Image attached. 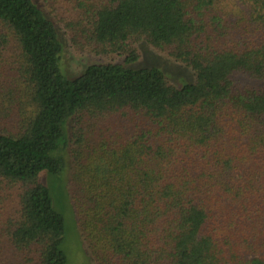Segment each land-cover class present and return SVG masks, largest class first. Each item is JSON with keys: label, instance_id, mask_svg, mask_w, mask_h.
I'll return each mask as SVG.
<instances>
[{"label": "trees", "instance_id": "1", "mask_svg": "<svg viewBox=\"0 0 264 264\" xmlns=\"http://www.w3.org/2000/svg\"><path fill=\"white\" fill-rule=\"evenodd\" d=\"M49 1L0 0V264H68L41 179L67 170L92 264H264V0ZM58 24L195 82L114 63L69 81Z\"/></svg>", "mask_w": 264, "mask_h": 264}, {"label": "rangeland", "instance_id": "2", "mask_svg": "<svg viewBox=\"0 0 264 264\" xmlns=\"http://www.w3.org/2000/svg\"><path fill=\"white\" fill-rule=\"evenodd\" d=\"M36 2L50 15L48 8H51V2L49 0H36ZM58 6L60 7L61 5ZM58 11L60 13L62 12L60 8H58ZM58 25L57 31L63 50L59 66L62 75L69 81H73L82 76L90 66L114 63L135 70L157 68L163 72L165 78L170 83L177 87L195 82V74L190 68L182 66L167 56L154 51L145 43L137 46L141 59L138 62L128 64L125 62V57L123 56L96 55L76 50L70 40L69 32L63 25ZM0 56H3V60L15 58L16 52L12 48ZM69 176V170H67L58 177H51L44 173L41 179L50 188L55 209L65 220L66 229L63 249L67 256L68 264H92L83 247L74 211L70 204L68 196Z\"/></svg>", "mask_w": 264, "mask_h": 264}]
</instances>
